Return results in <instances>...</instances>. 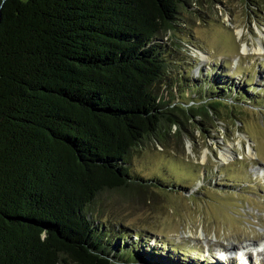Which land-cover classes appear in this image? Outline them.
I'll return each instance as SVG.
<instances>
[{
  "label": "trees",
  "instance_id": "1",
  "mask_svg": "<svg viewBox=\"0 0 264 264\" xmlns=\"http://www.w3.org/2000/svg\"><path fill=\"white\" fill-rule=\"evenodd\" d=\"M197 3L0 0V264L170 263L99 198L189 190L132 159L233 117L220 66L165 41Z\"/></svg>",
  "mask_w": 264,
  "mask_h": 264
},
{
  "label": "rangeland",
  "instance_id": "2",
  "mask_svg": "<svg viewBox=\"0 0 264 264\" xmlns=\"http://www.w3.org/2000/svg\"><path fill=\"white\" fill-rule=\"evenodd\" d=\"M251 2L200 0L165 38L169 47L177 43L176 52L197 59L191 75H198V66H220L216 72L235 85L224 93L241 99L234 106L249 114L232 111L231 117L222 109L223 121L214 130L203 128L209 134L191 127L194 139H172L164 152L152 145L132 159L134 173L163 176L189 190L106 192L99 198L102 219L142 232L149 251L164 254L169 264H264V253L255 256L252 248L264 238V95L258 87L264 86V54L251 55L264 46V0ZM242 44L249 55L240 54ZM227 150L232 158L223 161Z\"/></svg>",
  "mask_w": 264,
  "mask_h": 264
},
{
  "label": "bare ground",
  "instance_id": "3",
  "mask_svg": "<svg viewBox=\"0 0 264 264\" xmlns=\"http://www.w3.org/2000/svg\"><path fill=\"white\" fill-rule=\"evenodd\" d=\"M237 34L240 35L241 34V31L238 30L237 31ZM242 45L243 46L240 48V54L243 55V56L249 55L250 52H249L248 45H246V44H242ZM263 47L264 46L262 45V43H260L257 48H253V54H251V55H254V56H261V55H263L264 54V48ZM201 57L204 58L205 60H208V57H206L204 55L201 56ZM249 151H250V154L252 156H256L255 151L251 147H249ZM231 158H232L231 157V152L228 151V150L222 155L223 161H229Z\"/></svg>",
  "mask_w": 264,
  "mask_h": 264
},
{
  "label": "water",
  "instance_id": "4",
  "mask_svg": "<svg viewBox=\"0 0 264 264\" xmlns=\"http://www.w3.org/2000/svg\"><path fill=\"white\" fill-rule=\"evenodd\" d=\"M6 0H2V3H4ZM224 102H222V104H219V106H226L230 108L231 112L232 111H235L237 114H245L248 115L249 113H247L246 109L244 111L243 108H239V107H236V105L234 106V104H229L227 103L226 105L223 104ZM248 110V109H247Z\"/></svg>",
  "mask_w": 264,
  "mask_h": 264
}]
</instances>
